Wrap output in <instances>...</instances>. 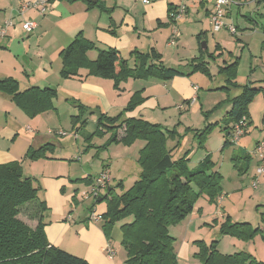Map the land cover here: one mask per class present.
<instances>
[{"label":"rangeland","instance_id":"1","mask_svg":"<svg viewBox=\"0 0 264 264\" xmlns=\"http://www.w3.org/2000/svg\"><path fill=\"white\" fill-rule=\"evenodd\" d=\"M77 1H85L83 2L84 9L89 13V20L86 22H89L91 26L96 22L99 25L108 26L111 22L114 23V34H116L115 29L119 31L120 35L122 34L120 26L125 12L122 7H116L118 12L115 13V17L119 21L118 25H115L111 15L116 5H109L110 0ZM169 1L176 4L184 1L190 7L175 25L169 23V26L158 29L157 42L149 40V45L139 48L141 52H146L150 49V45L156 47L157 51L161 53L163 65L177 68L182 70L185 75L191 76L192 83H194L192 88L196 86L197 89H193L194 95L188 103L173 99L170 95L172 90L168 87V106L147 109L142 113V118L152 123H159L167 137L166 148L172 150L171 154L174 160L187 154L188 166L195 168L204 155L209 153L216 164V169L222 174V197L219 196L211 202L206 195H200L194 203L192 212L179 222L169 226L168 231L174 238L176 254L181 247L180 255L177 254V264H201L194 254L198 251L201 243L209 245L211 241H216V249L221 254L244 251L264 262V185L262 184L256 189L252 188L251 176H253L255 166L253 170L252 164L249 163L245 171L238 170L231 159L233 156L251 152L255 139L264 138V4L256 7L257 3L253 1L242 2L244 6L241 7L240 13L235 15V18L232 14L231 19L226 20L227 23L233 22L238 27L237 33L231 34L226 28L213 31L204 15L203 8L196 9V5L193 4L194 0ZM119 2L132 7V16L130 15V18L134 17L130 23L132 30L136 24L140 27L135 30H139L141 36H145L146 31L142 29V19L144 20L142 12L143 5L146 4L139 0H119ZM89 3H91L90 7H88ZM61 5L65 8L64 12L59 13L60 21L46 23L47 30L55 31L68 24L67 21L83 16L79 9L81 5L79 2L63 1ZM253 8L258 9L252 20L245 19L244 12L250 13ZM10 10V7H7L5 12L2 10L0 18L8 16ZM30 11L31 14L34 13L32 15L38 22L41 21L42 16L35 14L33 9ZM130 18H128L129 22ZM22 21L18 23L14 19V22L19 25V29H21ZM146 25L147 23H145ZM174 27L177 28V34L173 33ZM39 31L38 28L31 33L25 32L23 38L24 41H29V45L26 43L28 45L26 50H28L27 47L30 48L25 55L28 58H33V61L35 58L32 51L36 46V41L39 40L37 39L39 34L36 36ZM199 34H202L200 39H198ZM145 38L148 42L149 37ZM172 38H175V41L173 44H169ZM45 40L40 38L39 42H42V46ZM13 43L17 47H12V52L19 51L22 55V40L15 39ZM94 44L97 45L96 42ZM1 47L0 45V49ZM54 49L51 43L42 50L53 60V69L56 70L61 63L59 54L56 55ZM130 52L122 50L120 55L128 59L130 65H133L134 61ZM192 55L195 57H191ZM238 57L239 67L236 77L238 86H232L225 81L221 68L235 59L238 60ZM19 60L21 63L26 61L25 57H19ZM200 60L208 61L206 62L207 74L200 70L193 71L194 63ZM15 65L17 66V63L8 59L5 54L0 55V77L9 76L7 74L14 75V78L21 80L20 88L23 89L26 87V83L32 81L27 80ZM93 76L112 81L94 74ZM156 78L158 79V77L150 76L145 78L147 80L141 78L139 81L148 84L156 81ZM134 79L133 77L128 78L121 82L118 88L113 86L112 81L111 88L121 89V86H125L128 80L131 83ZM51 80H53L52 73L49 81ZM157 81L158 87L153 86L147 92L163 89L161 83L166 80L158 79ZM248 83H252L251 87L258 88V93L248 104L251 123L246 128L251 131L242 136L237 143L224 146L225 121L227 111L231 108V102L227 101V98L239 94L241 85ZM226 86L228 88H225ZM56 87L54 86V88ZM2 97H0V164L12 160H18L22 164L24 175L31 177L38 188L39 199L45 201L49 198L52 203L50 205L48 201H45L49 207V210L44 213L46 221L59 217L56 208L60 205L63 206L65 195L70 196L66 208L68 211L71 210V214L76 220H86L91 210L102 216L106 199L97 201L92 196L86 197L85 194L89 190L86 185V177L100 173L105 162L109 163V174L114 176L109 185L112 195H121L138 179L140 167L135 158L139 146L144 142L137 140L131 145L118 144L117 142L108 143L109 133L95 134L99 115L105 113L103 105L100 100L92 96L88 97L86 93H83L80 85L60 83L53 98V104L56 107V115L53 118L39 117L41 113L30 117L12 100ZM76 103L83 105V109H85L82 117L84 123L79 121L76 123V126L80 127L79 130L73 128L71 118L73 114L70 110L71 106H74V109H79ZM209 125V129L205 132V128ZM55 129L58 130L56 134L54 133ZM200 134L203 135L200 137ZM45 142L53 143V147L47 149L44 157L36 159L27 157V150L30 146L37 148L38 145ZM123 155H129V160L125 161L121 157ZM114 158L116 159L114 160ZM107 195L110 196L108 188H102L100 196ZM73 196H75V200ZM29 207L27 218L33 219V208ZM25 212V209L22 210L21 217L24 218ZM226 217H229L230 223L245 222L246 227L252 229L259 227L260 231L254 233L252 237L246 238L221 233V225ZM129 220L130 218H127L125 221ZM94 222L102 225L103 219L100 218ZM122 222L116 221L111 231L114 233L116 229H120L119 226Z\"/></svg>","mask_w":264,"mask_h":264},{"label":"trees","instance_id":"2","mask_svg":"<svg viewBox=\"0 0 264 264\" xmlns=\"http://www.w3.org/2000/svg\"><path fill=\"white\" fill-rule=\"evenodd\" d=\"M262 2L264 0H257L258 4ZM90 6L91 3L88 4V7ZM175 7H168L169 23H173L170 12ZM236 28L238 29L237 26ZM110 32L114 34V30ZM200 35L198 39L201 38ZM92 49H97L94 60L87 56L88 51ZM58 54L61 60L59 74L62 78L76 76L79 69L86 68L88 74L111 79L115 88L132 77L152 76L169 79L180 73L174 68L165 67L161 61V53L155 48L146 52L132 50L130 55L134 59V65L130 67L128 59L123 58L117 48H97L92 41L84 37L82 31H78ZM238 60L235 59L221 68L225 81L232 86H238ZM196 70L207 74L206 61L195 62L193 71ZM0 93L30 117L55 108L53 98L56 89L52 87L32 86L20 90L16 79L5 77L0 79ZM257 93L258 88L244 84L239 94L227 98V101L231 102V108L227 111L225 121L224 146L231 143L232 125L244 115L249 120L248 104ZM144 99L141 90L136 91L123 110L116 115L100 113L97 121L94 133H109L108 143L121 142L131 145L137 140L144 142L138 151V179L121 195H112V189L108 186L110 196H100V201L106 199V210L101 214L102 228L109 238L114 223L123 221L119 228L122 234L121 244L126 250V264H177L174 238L170 236L168 228L192 212L200 195H206L211 202L221 196L222 174L216 169L209 153L205 154L195 168L188 166L187 154L174 160L172 150L166 148L167 137L158 123H152L141 116H126V112L133 110ZM76 106L79 108L78 112L71 118L73 128L79 130L80 127H77L76 123H84L82 117L85 109L79 103H76ZM209 127L210 125L204 131ZM119 130L123 132L121 136ZM202 135L200 134V137ZM51 147L53 143L50 142H45L37 148L30 146L27 157H44L47 149ZM252 158V154L245 152L231 159L238 170L245 171ZM89 180L91 181V177H86L87 183ZM37 191L33 179L24 175L22 164L18 160L0 164V264H89L86 259L48 242L44 231L46 222L43 220L47 206L44 200L39 199ZM29 206H32L33 215L37 220L35 228L18 218L20 211ZM127 218L130 220L125 221ZM257 231H260L259 227H246L245 222L230 223L229 217L225 218L220 229L221 233L245 238L252 237ZM194 256L201 264H264L244 251L221 254L216 249V241H211L209 245L201 243Z\"/></svg>","mask_w":264,"mask_h":264},{"label":"crops","instance_id":"3","mask_svg":"<svg viewBox=\"0 0 264 264\" xmlns=\"http://www.w3.org/2000/svg\"><path fill=\"white\" fill-rule=\"evenodd\" d=\"M21 1H27V0H0V12L2 10L5 12L7 7H10L11 9L9 15L8 16L6 15L8 18L6 16H4L3 18H0V24H2L6 19H12L14 23V25L9 28L7 36L0 41V45L2 46L0 49V55L5 54L8 59L16 62L17 66L16 65L15 66L18 67L19 70H21V73L25 75V78L27 80H30L32 82L26 83V87L21 89L20 88L21 80L18 78H14L15 77L14 75L11 76V74H7L9 76H3V77H0V79H3L5 77H13L14 79L18 81L20 90H25L32 86H36L40 88H43V87L54 88V86H57L55 89H58V87H60V83L62 82L63 84H65L66 82L69 84H78L80 85L81 91L83 93H86L88 97L92 96L102 102V105H103L102 107L104 109V112L105 113L107 112V115H116L117 113H119L124 107V105L126 104V102L129 101L131 95L134 92L140 91V90H141V95L145 98V100H143L140 104H138L133 110L126 112V116L136 115V116L142 117V113L147 109H154L157 106L158 107H163L164 105L168 106V102H167L169 99V93L167 91L168 87L172 90L170 95L173 99L187 101L188 103L191 101L194 95V91H193L194 88H192V84L194 83H192V80H191L192 78L189 75H185V73L182 72V70H179L177 68H174V69L178 70L180 72L179 74L174 75L169 79H163V80H166L163 83H161L162 88L164 90L159 89V91L154 90L155 92H147L153 86L158 87L157 80L158 79L162 80V78H158V79L156 78V81H153V83L145 84V83H142L143 81H139L141 77L135 78L134 81H131V83L128 80L125 83L126 84L125 86H121V89L116 90V89L111 88L112 81L109 82L106 79L95 77L93 76V74H88V70L86 68L79 69L78 75L76 76H73L70 78H62L59 74L61 64L58 67L56 66L57 67L56 70L53 69V65H52L53 60L50 58L49 55H46L42 50L44 47H48L52 43L53 47L55 48L54 53H56L57 55L63 47L67 46V44L72 40V38L75 36V34L78 31H82L85 38L92 41L93 43L95 42L97 43L96 45L97 48L115 47L120 52L122 50H125L128 53L132 50H137L141 52L139 47L149 45L148 44L149 40L157 42L158 29H161L162 27H165V26H169L168 25L169 21H168V16H167L168 7L170 5L176 6L177 5L176 3L171 2L169 0H151L150 3L143 5L142 13L144 15V20L142 19L143 21L142 29L146 31V35L141 36V33L139 32V30H135L136 28L140 26L135 24L136 27H134V29L132 30V27L130 24L131 21H133L134 19V17L130 18V15L132 16L131 12L133 11L132 7L129 5L122 4V2H119V0L118 1L110 0L109 5L111 4L112 6L116 5L111 15L115 22V25H118V21H119V19L115 17V13L118 12L117 8L122 7L125 11L123 18L121 19L122 21L121 26H120V28H122L121 35L119 31L116 29H115L116 34H113L110 32L114 28L113 27L114 23L110 22L109 25L106 26V25H99L98 22H96L93 26H91L89 22H86L87 20H89V13L85 12L84 4H83V2L85 1L83 2L75 1V2H79L82 5V7H80L81 5L79 6V9L81 10V13L83 14V16L80 18L78 17L73 20L67 21L68 24H66L65 26L63 25V27H59V29L55 31L47 30V28H45V24L46 23L47 24L57 23L58 21H60L61 15H59V13L64 12V8H65L63 5H61L63 1L56 0L52 2L49 9L43 14H40L37 10L33 9L35 14L37 13V15L42 16L41 21L39 22L33 17L34 13H32L33 14L32 15L30 11L31 9H30L29 11L26 12V14H24L23 17L26 20L32 21L35 24V26L33 30L31 31H28V32L24 31L22 26H21V29H19V25L16 22H14V19H16L18 23L22 21L23 19V17L21 18L17 14V9ZM238 1H239V4H231L229 6L228 11H227L226 20H228V18L231 19L232 14L235 18L236 17L235 15L240 13L241 7L244 6L242 5L244 3L242 2H249L250 0H238ZM215 2L216 0H194L193 4L196 5V9L203 8L204 15L208 19L209 12L211 11L213 4ZM261 4H264V2L260 4L257 3L256 7H258ZM189 7L190 6L187 5L186 11H188ZM257 9L258 8H253L250 13H248V11H245L243 14L244 18L252 20V18L254 17L253 15L256 13ZM128 18L131 19L130 22L128 21ZM145 23H147L146 26H145ZM38 28L40 29V31L37 32L36 36H38L39 34V36L37 37V39L39 40L36 41V46H34L35 48L32 51V55L35 58V61H33V58H28L25 55L26 53H28V50L30 48L27 47L28 50H26V46L29 45V41L28 40L24 41L23 38H24L25 32L31 33L33 31H36ZM129 30H131L132 32ZM146 36L149 37L148 42H147V38H145ZM40 38L43 40L46 39L43 46H42V42L41 43L39 42ZM15 39L22 40V55L20 54L19 51L14 53L11 50L12 47L14 48L17 47V45H14L13 43V40ZM26 43L28 45H26ZM151 48H155L156 50H158L156 47L150 45V49ZM96 55H97V49L89 50L87 53V56L90 60H94L96 58ZM19 57H25L26 59L25 63H21V61L19 60ZM46 57L48 58L49 61L47 60ZM191 57H195V56L192 55ZM202 61H206V60H202ZM60 63H61V60H60ZM11 65H14V64H11ZM133 65L129 64L130 67H133ZM238 67H239V63H238ZM238 67H237V73H238ZM51 73L53 75V80L49 81ZM142 79L147 80L145 79V77ZM251 84L252 83H248V85L250 86ZM143 89H144V92H142ZM0 95H1L0 97L5 96L1 93ZM2 98L4 99L8 97L5 96ZM55 108L53 110H47L45 112H42L39 115V117L53 118V116L56 115ZM70 108H71L70 109L71 114L76 115L78 110L74 109V106H71ZM109 113H112V114H109ZM250 123H251V119L248 120V127ZM28 129L30 128L28 127ZM57 131L58 130L55 129L54 133L56 134ZM250 131L251 130H249V128H246V132L243 136H245ZM122 134L123 132L120 130L119 135L121 136ZM42 139L43 138L41 137V140ZM259 140L261 139L260 138L255 139L253 143V147L255 143ZM117 143L121 144V142H117ZM142 145L143 144H141L137 150V154L135 158L136 160L138 158V151L142 147ZM125 150H128V149H125ZM248 153L251 154V152H248ZM121 157L125 161L126 160L128 161L130 158L129 155H123ZM115 159L116 158H114V160ZM250 163L252 164L253 170H254V166H256V163H257L256 159L253 157ZM102 166H103V169H108L109 163L105 162L103 163ZM110 168H111V165H110ZM98 174L99 172L97 174L88 176V177H91V181L89 180V182L86 183L87 188L90 187L93 181V178ZM110 177L111 179L108 183V186L110 185V182L114 179V176H111V174H110ZM262 181H264V177L262 178ZM69 197H70L69 195H65L63 197V201H64L63 206L60 205L59 207L56 208V212H58L57 214H59L58 218L49 219V221H46L45 218L43 217V220L46 222L44 231H45L48 242L71 254H74L76 256L86 259L89 264H126L125 263L126 250L121 244V237H122L121 230L116 229L114 233L113 231H111L109 234V238H108V236L104 233L102 225L94 222L98 220L93 221L88 218L86 220H76L72 216L71 210L68 211L66 208ZM74 197L75 196H73V199L75 200ZM45 201H48V203L52 205L49 198H47V200ZM24 209L26 210V212L23 218L21 217V214H22L21 212ZM24 209L20 211V213L18 214V218H20L22 221L28 224L31 228H35L37 225V220L35 216L33 215V219L35 218L34 220L29 218L30 219L29 221V219L27 218V214H29L28 212L30 211V207H26ZM48 210H49V207L47 206V210L44 211V213H46ZM105 210H106V204H105L104 210H102V213ZM108 245L114 250V255L112 257H109L106 253L105 249ZM180 253H181V247H180V250L177 251L178 255H180Z\"/></svg>","mask_w":264,"mask_h":264},{"label":"built area","instance_id":"4","mask_svg":"<svg viewBox=\"0 0 264 264\" xmlns=\"http://www.w3.org/2000/svg\"><path fill=\"white\" fill-rule=\"evenodd\" d=\"M143 4L150 3L151 0H139ZM253 2H257V0H250ZM52 2L48 0H27L21 1L19 3L17 14L19 16H24V14L29 11L30 9L37 10L40 14L45 13L49 7L51 6ZM231 4H239L238 0H216L213 4V7L208 15L209 23L213 31H218L223 28H226L231 34L237 33L236 25L233 22L227 23V11ZM187 10V5L184 1L177 4L175 9L170 12L172 17L173 24L175 25L177 21L183 16V14ZM14 25L12 19H6L2 24H0V41L4 39L9 31V28ZM22 28L25 31L33 30L35 24L30 21L23 19ZM173 33L177 34V28H173ZM175 38L170 39L169 44H173ZM197 89L196 86L193 87ZM248 124V118L244 115L242 116L237 122L232 125V131L230 135L231 143H237L241 136L244 135L246 127ZM64 134V133H62ZM252 156L256 159V166L251 178V187L256 189L264 184L262 178L264 177V139L257 141L251 151ZM111 177L109 174L108 169H103L98 175L93 178V181L89 187V190L86 192L85 196L89 197L92 196L95 200L100 197V190L102 188H106L110 181ZM101 216L97 214L94 210L89 212L88 219L90 220H99ZM106 253L109 257L114 255V250L108 245L106 247Z\"/></svg>","mask_w":264,"mask_h":264},{"label":"water","instance_id":"5","mask_svg":"<svg viewBox=\"0 0 264 264\" xmlns=\"http://www.w3.org/2000/svg\"><path fill=\"white\" fill-rule=\"evenodd\" d=\"M100 200H101V197H98V198H97V201H100Z\"/></svg>","mask_w":264,"mask_h":264}]
</instances>
